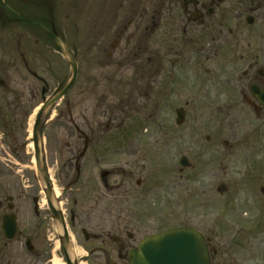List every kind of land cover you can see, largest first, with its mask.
<instances>
[{
    "label": "flooded vegetation",
    "instance_id": "af4514ba",
    "mask_svg": "<svg viewBox=\"0 0 264 264\" xmlns=\"http://www.w3.org/2000/svg\"><path fill=\"white\" fill-rule=\"evenodd\" d=\"M6 2L9 8L0 0V31H14L18 25H30L25 21H34L65 43L55 23L31 19L17 0ZM95 8L88 39L105 49L109 71L119 69L122 89L118 105L124 111L110 119L108 131L117 120L125 127L127 109L150 108V118L171 110L176 126L184 129L188 153L196 145L193 140H198L200 153L209 146L219 155L221 145L228 151L234 148L229 140L220 142L224 128L232 139L236 126L249 117L264 125V0H103ZM41 30L54 42L50 33ZM5 38L3 45L15 44ZM14 55H6L1 77L10 76ZM19 57L27 71L41 80L25 55L19 52ZM0 90L3 95L8 90L2 80ZM46 93L43 90L44 97ZM72 124L89 149L93 132L87 135ZM183 158L186 165L180 173L185 175L192 164ZM80 161L76 180L60 195L51 184L50 197L45 186L14 181L0 170V264H131L143 240L163 232L149 234L148 221L143 222L138 207H129L130 183L128 188L120 185L121 192H112V197H102L91 190L99 184L107 192L115 190L107 180L110 173L103 172L99 184L81 182ZM143 185V179L136 181L139 189ZM202 186L220 194L227 190L217 182ZM181 228L201 234L210 264H246L236 247L218 245L210 230Z\"/></svg>",
    "mask_w": 264,
    "mask_h": 264
},
{
    "label": "rangeland",
    "instance_id": "374dc122",
    "mask_svg": "<svg viewBox=\"0 0 264 264\" xmlns=\"http://www.w3.org/2000/svg\"><path fill=\"white\" fill-rule=\"evenodd\" d=\"M52 1L17 3L20 10L27 8L25 15L31 19L55 23L70 52L76 54L78 79L44 115L40 127L44 160L57 195L76 180L77 160L85 148L74 121L87 135L93 132L94 138L80 161V181L99 184L102 173L109 172L107 180L115 188L107 192L99 184L92 192L112 197V192H121L120 185L128 188L130 183L129 207H138L143 222L148 221L149 234L181 227L210 230L218 245L236 247L246 264H264V125L249 117L236 126L232 139L224 128L220 142L229 140L234 148L228 151L221 145L219 155L209 146L200 153L198 140H193L196 145L188 153L184 129L176 126L171 110L150 118V108L127 109L125 127L117 120L108 131L110 119L124 111L118 105L120 71L107 69L105 49L91 44L87 33L89 23L95 21V7L103 0ZM5 37L15 44L3 45ZM9 52L15 54V67L9 77L0 76L8 88L5 95L0 90V170L14 181L45 186L36 167L32 131L40 106L67 85L72 70L55 43L36 26L0 31V70L6 68ZM19 52L44 83L27 71ZM43 90H47L45 97ZM183 157L192 164L185 175L179 166ZM140 178L141 189L136 186ZM216 182L227 190L220 194L202 186Z\"/></svg>",
    "mask_w": 264,
    "mask_h": 264
},
{
    "label": "water",
    "instance_id": "95a60500",
    "mask_svg": "<svg viewBox=\"0 0 264 264\" xmlns=\"http://www.w3.org/2000/svg\"><path fill=\"white\" fill-rule=\"evenodd\" d=\"M5 6L9 8L6 0H3ZM30 25L37 26L46 32L50 33L54 39L55 45L58 47L61 55L70 65L72 70V77L70 81L58 91L54 96L45 100L40 106L33 131V144L35 151V160L38 174L40 175L45 187L48 197L51 196L52 189L50 178L48 176L43 148L41 143L40 127L44 115L57 105L67 93L72 89L78 78V66L75 58L71 54L67 45L62 39L53 34L46 26L34 21H25ZM88 146L85 145L84 151L78 158L77 163L82 159L87 152ZM186 159L182 158L179 161V166L184 169ZM80 169V166H78ZM224 189V187H222ZM15 231V228L13 229ZM14 231L10 236H13ZM131 264H210L207 246L201 234L191 228H175L157 235L147 237L140 244L139 249L132 255Z\"/></svg>",
    "mask_w": 264,
    "mask_h": 264
}]
</instances>
